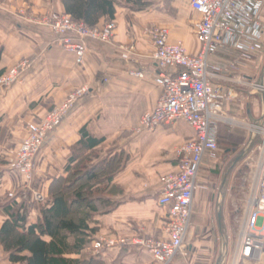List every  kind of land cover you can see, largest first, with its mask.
Instances as JSON below:
<instances>
[{
	"label": "crops",
	"instance_id": "1",
	"mask_svg": "<svg viewBox=\"0 0 264 264\" xmlns=\"http://www.w3.org/2000/svg\"><path fill=\"white\" fill-rule=\"evenodd\" d=\"M113 1L112 21L116 30L111 43L87 41L84 60L77 65L74 56L55 42L50 29L29 24L18 14L22 9L34 16L66 15L62 0H0V74L22 60L29 61L20 83L0 88V203L5 194L17 190L46 198L51 183L66 176L64 169L80 140V130L85 127L93 138L103 140L94 149L98 159L115 156L121 163L103 195L114 206L95 216L97 224L91 225L97 229L94 241L111 238L124 243L98 254L86 248L76 258L97 257L103 264H152L149 253L132 242L165 237L168 211L158 204L160 179L177 171L176 149L192 139L194 131L180 120L153 131L136 130L141 115L151 112L162 94L156 82L159 71L152 58L154 47L146 30L167 29L170 42L180 43L194 56L200 50L194 31L200 16L189 6L190 0ZM107 22L106 17L101 18L96 29ZM236 56L234 52L224 51L213 62L226 67ZM263 58L264 54L251 65H239L233 75L263 82ZM132 72H141L143 76L134 77ZM179 72L169 70L167 75L176 77ZM81 87L88 89L87 94L46 137L34 161V174L27 179L12 168L19 144L27 134L26 126L41 120L50 109L61 105L69 93ZM218 89L230 92V99L223 106L227 115L261 123L262 94L237 85ZM223 131L230 133L229 139L235 144L249 139L243 129L221 125L218 140ZM89 152L85 150V154ZM216 162V155L207 154L203 158L198 173L199 189L193 196L187 246L171 264H218L219 254L226 249L225 186L221 184L218 189L209 178ZM5 218L0 210V227ZM38 218L39 212L33 210L28 223H36ZM231 249L224 260L219 258L220 264H228ZM0 264H12L1 248Z\"/></svg>",
	"mask_w": 264,
	"mask_h": 264
},
{
	"label": "built area",
	"instance_id": "2",
	"mask_svg": "<svg viewBox=\"0 0 264 264\" xmlns=\"http://www.w3.org/2000/svg\"><path fill=\"white\" fill-rule=\"evenodd\" d=\"M189 6L200 16L194 25L200 45L197 55H190L180 43L170 42L165 28L146 30L154 47L152 58L159 71L156 82L162 94L155 108L141 115L136 130L153 131L180 120L193 129L194 137L177 147V171L160 179L158 204L168 211L165 237L135 239L132 244L148 252L152 264H171L186 249L193 196L199 189L198 173L204 156L218 153L219 127L225 125L246 131L249 145L259 138L257 155L243 173V179L248 180V192L237 212L239 225L228 264H264V114L258 124L230 117L223 110L230 92L218 89L223 85H237L264 96V81L258 83L233 75L239 65H251L264 54V0H190ZM28 23L50 29L55 42L74 56L77 65L84 60L87 41L109 44L116 30L113 21L98 30L64 14L46 15ZM224 51L237 56L221 67L213 58ZM28 67L29 61L22 60L1 74L0 88L20 83ZM169 70L180 72L170 77ZM131 75L143 76L141 72ZM87 92L86 87L72 91L61 105L26 126L27 134L17 149L13 169L31 179L35 156L46 137L60 126ZM34 194V199L42 201L38 193ZM123 243V240L99 238L93 241L92 250L98 254Z\"/></svg>",
	"mask_w": 264,
	"mask_h": 264
},
{
	"label": "trees",
	"instance_id": "3",
	"mask_svg": "<svg viewBox=\"0 0 264 264\" xmlns=\"http://www.w3.org/2000/svg\"><path fill=\"white\" fill-rule=\"evenodd\" d=\"M62 4L66 15L89 28H96L103 17L114 20L113 0H62ZM102 142L85 127L80 130V140L64 169L66 176L51 183L49 199L39 205L36 223H28L36 204L27 191L4 195L0 210L6 218L0 227V248L10 263L103 264L97 257L76 258L94 241V217L114 206L103 195L121 163L115 156L94 163L98 160L94 149ZM85 150L91 152L85 154Z\"/></svg>",
	"mask_w": 264,
	"mask_h": 264
},
{
	"label": "rangeland",
	"instance_id": "4",
	"mask_svg": "<svg viewBox=\"0 0 264 264\" xmlns=\"http://www.w3.org/2000/svg\"><path fill=\"white\" fill-rule=\"evenodd\" d=\"M22 11L23 10L20 9L18 11V14L20 17H22V19H25V21L27 22L38 21L46 16V15L34 16L30 14L28 15L25 11L23 12ZM102 28L98 30H101ZM263 65H264V58L261 67H264ZM50 111L51 109L48 111V113ZM229 136L230 133L227 131H223V133L221 134L218 140L219 151L216 154L217 162L215 165H212V169L210 170L211 172L209 174L210 182L216 184L218 189H219V185L221 184L225 186L224 192L228 199V205H227L228 211L226 213V222L223 225L224 226L223 233L225 235L226 249L224 250V252L219 254V258L222 260H224L228 256L230 247H233L235 242L236 233L239 225L238 222L239 218L237 212L244 204L248 192V180L243 179V173L244 171L246 172V170H248L247 165L250 163V161L256 157L258 151L257 150L258 143H259V141L255 140L253 145H248L249 144L248 139L246 140L243 139L241 143H238V140L240 141V139L237 138L236 142L240 144L238 145L235 144L232 140H230ZM234 149H236L235 152ZM101 160L102 159H98V162H100ZM17 191H15L13 194L11 193L10 194L14 195ZM25 194H26V190H24V195ZM34 195H35L34 193H31L29 196L30 199L35 202L36 204L35 209L36 211H38L39 205H41L44 201H47L49 199V195H47L46 198H43V196L39 194L42 201L34 199ZM92 246L93 245L91 244L88 248L92 250L93 249ZM219 258L217 259L218 264H220Z\"/></svg>",
	"mask_w": 264,
	"mask_h": 264
}]
</instances>
